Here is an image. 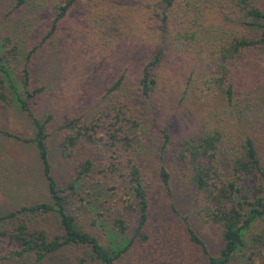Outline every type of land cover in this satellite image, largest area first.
<instances>
[{
  "label": "rangeland",
  "instance_id": "rangeland-1",
  "mask_svg": "<svg viewBox=\"0 0 264 264\" xmlns=\"http://www.w3.org/2000/svg\"><path fill=\"white\" fill-rule=\"evenodd\" d=\"M62 1L27 0L13 11L17 0H0V41L11 36L19 44L20 56L14 63L19 79L28 54L50 28L53 6ZM179 2L171 12L160 0H78L56 34L40 46L29 63V88H43L30 100V108L41 120L51 118L47 123L50 163L59 187L75 183L77 171L88 158L96 164L89 178L78 181L77 189L90 202L91 213L100 214L97 225L92 226L88 214L81 213L78 202L68 211L105 244L114 232L113 219L124 220L130 228L128 240L135 238L117 264H209V257L221 250V230L206 221L202 200L189 182L184 163L175 155L186 140L219 130L233 151L249 134L264 162V62L252 54L238 64L235 102L228 104L213 83L211 63L215 45L226 38L233 25L223 18L218 0ZM261 2L264 5V0ZM165 16L167 22L163 21ZM186 30L195 36L176 40L178 32ZM156 53L160 61L152 73L158 85L145 96L140 89L141 72ZM122 75L121 87L108 93ZM119 101L131 107L129 113L141 124L136 161L144 172L151 204L148 221L139 233L136 213L110 206L125 189L130 192L125 167L120 165L112 173L104 170L112 155L105 113ZM73 119L81 125H98L94 133L97 142L66 158L61 155V142L67 132L65 125ZM128 126L125 131L135 133L136 129ZM165 132L170 141L163 150ZM34 133L30 116L18 104L2 109L0 215L22 206L52 202L36 145L24 142ZM118 146L124 152L123 143ZM228 161L222 154L226 175L230 174ZM162 167L170 174L169 187L160 178ZM34 223L51 233L59 230L52 215L34 219ZM188 226L204 241L207 252L191 242ZM73 255L72 250L65 249L40 263L29 259L18 264H77ZM241 261L238 258L232 264Z\"/></svg>",
  "mask_w": 264,
  "mask_h": 264
},
{
  "label": "trees",
  "instance_id": "trees-1",
  "mask_svg": "<svg viewBox=\"0 0 264 264\" xmlns=\"http://www.w3.org/2000/svg\"><path fill=\"white\" fill-rule=\"evenodd\" d=\"M160 1L172 12L176 11L175 5L180 3L179 1L185 0ZM218 1L224 14L223 18L233 25V29L227 32L226 38L217 43L212 51V80L227 103L232 105L235 102L234 81L238 64L252 54L264 62V5L261 0ZM77 2L78 0H65L53 6L50 28L42 42L34 46L28 54L20 72V79L14 69V63L20 56L19 44L14 42L11 36H6L0 41V114L2 109L16 103L30 116L35 133L32 138H25L24 142L36 145L52 200L51 203L22 206L0 215V264H18L29 259L40 263L65 249L73 251L77 264H117L135 240H128L126 234L130 228L122 219H113L111 228L114 232H110L106 244L98 234L87 231L78 224L77 218L68 211V208L75 206L77 202L80 203L81 213L88 214L92 226L97 225L101 217L100 214L91 213L93 209L91 211L88 207L90 202H86L77 189L78 181L89 178L95 171L96 164L88 158L77 171L76 182L59 187L52 175L50 163L47 123L51 118L41 120L30 108V100L43 91L42 87L33 90L29 88V63L32 56L43 43L56 34L59 24ZM26 3L27 0H17L13 11ZM187 3L190 4L189 1ZM163 21L167 22L168 16L163 17ZM180 36L193 38L195 33L180 31L176 40H179ZM159 61L160 54L156 53L154 59L142 69L140 89L145 96H149L158 85L152 69ZM124 79L125 76L122 75L109 87L108 93L119 89ZM129 108L131 107L124 101L114 102L105 113L109 118L108 146L112 155L108 167L104 170L112 173L119 170L120 165L125 167L131 186L130 192L125 189L126 192L113 199L110 206L136 213L139 233L148 221L151 203L144 184V172L142 173L136 161L141 142L138 132L141 124L129 113ZM128 125L136 129L135 133L125 131L130 127ZM65 128L67 132L61 142V155L66 158H72L82 147L97 142L94 133L98 125L94 123L81 125L77 119H73ZM3 134L21 139L10 132ZM164 137L163 150L170 141L167 132ZM122 143L124 152L118 146ZM231 149L225 145L224 134L215 130L186 140L175 150V155L179 157L180 163H184L189 182L202 200L201 212L207 216L206 221L219 228L222 233L223 246L217 256L209 257V264H232L238 258L243 259L240 264H264V162L255 140L249 134L242 138L234 152ZM222 154H226L229 160L228 175L221 162ZM160 178L163 185L169 187L171 177L164 167L160 170ZM48 215L58 221V232L51 233L47 228L34 223V219ZM254 227H259L258 231L249 235ZM187 231L191 242L207 252L204 241L195 230L188 226ZM247 250L249 253H242Z\"/></svg>",
  "mask_w": 264,
  "mask_h": 264
}]
</instances>
